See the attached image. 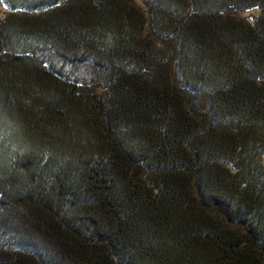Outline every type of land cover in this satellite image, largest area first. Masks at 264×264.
Instances as JSON below:
<instances>
[{
  "label": "trees",
  "instance_id": "obj_1",
  "mask_svg": "<svg viewBox=\"0 0 264 264\" xmlns=\"http://www.w3.org/2000/svg\"><path fill=\"white\" fill-rule=\"evenodd\" d=\"M0 8V264H264V0Z\"/></svg>",
  "mask_w": 264,
  "mask_h": 264
},
{
  "label": "rangeland",
  "instance_id": "obj_2",
  "mask_svg": "<svg viewBox=\"0 0 264 264\" xmlns=\"http://www.w3.org/2000/svg\"><path fill=\"white\" fill-rule=\"evenodd\" d=\"M2 13H3V11H2V9L0 8V16H2ZM264 162V161H263Z\"/></svg>",
  "mask_w": 264,
  "mask_h": 264
}]
</instances>
